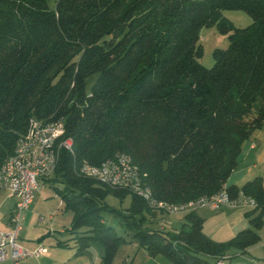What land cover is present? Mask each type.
<instances>
[{"label":"trees","instance_id":"trees-1","mask_svg":"<svg viewBox=\"0 0 264 264\" xmlns=\"http://www.w3.org/2000/svg\"><path fill=\"white\" fill-rule=\"evenodd\" d=\"M228 10L253 23L235 28ZM215 25L229 46L214 50L209 69L199 63V35ZM35 120L62 121L72 142L44 180L74 220V237L60 246L80 255L97 241L100 264L132 241L170 264H232L231 249L244 253L261 241L262 180L241 189L257 201L246 214L250 228L216 242L195 212L184 214L180 230L149 227L147 202L79 170L123 156L153 201L177 205L220 192L243 143L264 124V0H0V167ZM107 196L129 197V207L117 211ZM105 212L121 219L128 239Z\"/></svg>","mask_w":264,"mask_h":264},{"label":"crops","instance_id":"crops-1","mask_svg":"<svg viewBox=\"0 0 264 264\" xmlns=\"http://www.w3.org/2000/svg\"><path fill=\"white\" fill-rule=\"evenodd\" d=\"M242 147L238 159L239 164L224 184L227 189L236 187L241 190L248 181L255 179H260L264 183V124L243 143ZM42 182L41 187L53 188L52 182ZM41 187L37 194L39 196L33 200L31 206L23 214L24 224L19 234L18 244L26 250L35 251L40 246H44L48 251L37 258L27 257L20 264H100L104 247L102 245L103 249H100L101 251L98 249L99 252L94 251L93 243H98L97 241H93L89 245V249L80 255L76 252V248L59 245V243L74 237L70 233L74 221L72 212L65 207L63 200L56 194L55 190L53 195L47 196L45 194L44 196ZM15 199L14 196H10L3 190L0 191L1 231L6 232L8 230L7 222L13 211ZM248 211L249 209L240 207H223L217 211L208 207H199L195 214L202 217V228L205 236L216 242H224L233 238L239 231L250 228L246 215ZM157 217L154 222L161 224L158 225V228L164 231L173 229L165 216L157 215ZM105 219L110 222L109 218L105 217ZM183 220L181 225L184 223ZM258 233L261 241L252 245L244 253L235 249L228 252V258L232 264H264V225ZM140 247L136 241L121 245L112 264L118 262V258H120L119 264H170L164 256L159 255L153 258ZM0 264H13V262L2 260Z\"/></svg>","mask_w":264,"mask_h":264},{"label":"built area","instance_id":"built-area-1","mask_svg":"<svg viewBox=\"0 0 264 264\" xmlns=\"http://www.w3.org/2000/svg\"><path fill=\"white\" fill-rule=\"evenodd\" d=\"M29 130V133L19 140L10 158L0 167V191L3 190L16 198L7 222L8 230H0V262L10 260L13 264H20L27 257L37 258L48 251L44 246L35 251L26 250L18 244L24 224L23 214L36 198L42 181L56 170L59 149L63 147L70 150L72 145V142L64 137L66 129L62 121L48 124L31 121ZM80 167L81 176L100 181L111 188L131 191L136 197L147 202L152 210H161L167 215H184L195 212L199 207L217 211L223 207L249 209L257 206V201L252 196L245 195L242 190L231 196L226 187H222L220 192L209 198L198 197L183 204L153 201L152 193L144 184L136 167L123 156H118L115 161H106L100 166L83 163ZM227 257L229 256L225 258Z\"/></svg>","mask_w":264,"mask_h":264},{"label":"rangeland","instance_id":"rangeland-1","mask_svg":"<svg viewBox=\"0 0 264 264\" xmlns=\"http://www.w3.org/2000/svg\"><path fill=\"white\" fill-rule=\"evenodd\" d=\"M223 16L228 20V23L229 22L232 23L235 28L242 29V27H246V26L248 27L253 23V18L247 15L242 10L241 11H233V10L224 11ZM199 43L203 45L202 56H201L199 63L203 67L205 66L209 69L214 65V62H215L214 61L215 58L213 56L214 50H216V48L224 50L229 46L227 35L222 33L221 30H219L216 25L212 27H208V28L202 27L200 31V35H199ZM95 78L96 77L88 78V83H92ZM41 191L44 196L45 194H47L48 196V195H53L54 193V189L52 187L47 188V186L41 187ZM105 201L111 208L117 211L120 210L123 212L126 208L129 207L130 198L127 197L123 202H121V200L118 198L107 196ZM152 213H153V217L150 216L151 218L146 223L148 226L150 225L151 228L155 227L158 229V225H161V224H159V222L155 223L154 220L158 218L157 215L159 216L161 215V216H165V219H167L171 223V227H173V229L180 230L179 228L181 226L182 220L184 219L183 215L181 214L167 215L161 210H153ZM103 216L110 219V222H108L109 226H112L119 235H123V237H125L126 239L129 238V236H127L126 231L123 229L120 223L121 221L120 218H114L108 212H105ZM98 249L99 250L103 249L102 245L96 242L93 243V250L94 251L97 250V252H99ZM119 259L120 258L117 259L118 262L120 261ZM118 262H115V264H119Z\"/></svg>","mask_w":264,"mask_h":264}]
</instances>
